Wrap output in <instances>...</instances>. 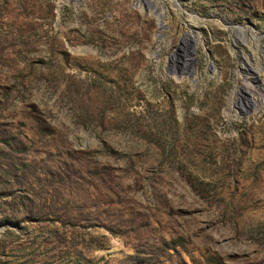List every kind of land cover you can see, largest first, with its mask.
<instances>
[{
	"label": "rangeland",
	"instance_id": "374dc122",
	"mask_svg": "<svg viewBox=\"0 0 264 264\" xmlns=\"http://www.w3.org/2000/svg\"><path fill=\"white\" fill-rule=\"evenodd\" d=\"M249 66L264 0H0V264H264Z\"/></svg>",
	"mask_w": 264,
	"mask_h": 264
},
{
	"label": "bare ground",
	"instance_id": "6f19581e",
	"mask_svg": "<svg viewBox=\"0 0 264 264\" xmlns=\"http://www.w3.org/2000/svg\"><path fill=\"white\" fill-rule=\"evenodd\" d=\"M223 20H226V19L224 18ZM187 35L190 36V31L187 32ZM175 56L176 55H174V53H169L168 54V59H169V61H171V65H169L170 67L168 69L170 71H172V72H175L176 71V66L173 65L174 62L176 61V57ZM245 72L249 75V79L252 80L253 84H258L259 85V83H260L259 86L258 85L253 86L252 84H248V86L246 88H254L257 91L259 90L260 92H264V84H263V81L262 80H259L260 78H258L256 76V71H254L249 66L248 68H245ZM245 100L247 101V103L250 102L251 107H255L256 103H260V99L259 98L256 97V98L253 99V96H251V95L249 97H247ZM247 103L245 101H243L242 99H240L238 101L237 107H239V110L242 113L245 111V105H247ZM246 109H247V107H246Z\"/></svg>",
	"mask_w": 264,
	"mask_h": 264
}]
</instances>
